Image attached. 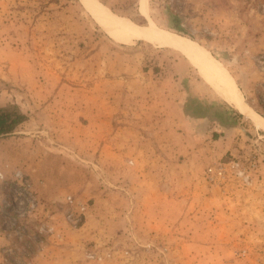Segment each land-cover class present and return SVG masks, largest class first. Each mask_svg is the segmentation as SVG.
Segmentation results:
<instances>
[{
    "label": "rangeland",
    "instance_id": "1",
    "mask_svg": "<svg viewBox=\"0 0 264 264\" xmlns=\"http://www.w3.org/2000/svg\"><path fill=\"white\" fill-rule=\"evenodd\" d=\"M97 1L138 26L150 21L161 30L189 36L230 74L242 100L264 120V0H145L143 13L140 0ZM177 95L197 112L206 111L207 102L215 103L221 128L189 138L180 134L183 129L163 132L169 126L160 120L155 123L160 131L150 136L154 147L147 152L144 141L140 152L193 164V183L187 185L200 193L193 204L208 208V227L223 224L218 236L207 227L205 236H215L217 242L222 234L223 242L203 248L198 264H264V131L212 91L182 54L144 41L117 43L80 0H0V107L15 106L27 117L12 135L0 137V172L7 179L21 172L27 184L21 189L10 183L1 190L10 204L0 205V238L6 244L0 264H31L40 252L51 255V247H62L64 258L74 264H104L120 255H137L138 264H196L180 258L202 249L180 246L179 238L187 236L179 235L184 233L179 226L190 224L180 215L186 206L180 197L169 198L172 192L162 182H152L150 194L166 191V200L162 195L139 202L143 212L155 203L156 214L137 215L130 223L140 226L150 219L160 229L168 226L170 243L155 238V247L122 249L116 244L122 162L127 161L129 169L123 171L131 179L129 162L138 153L132 144L138 134L131 128L139 120L144 124L148 114L150 119L173 117L168 103ZM163 144H171V151ZM188 153L194 154L191 159ZM234 160L246 167L254 163L247 170L249 185L232 175L223 188L206 182L208 166ZM132 182V190L149 184ZM187 185L174 183V195ZM169 209L173 214L164 213ZM213 210L222 211L219 218ZM190 225L188 237L195 236ZM87 231L99 236L93 240ZM105 235L114 242H103ZM89 253L101 262L86 259ZM212 254L220 256L218 262L211 261Z\"/></svg>",
    "mask_w": 264,
    "mask_h": 264
},
{
    "label": "crops",
    "instance_id": "2",
    "mask_svg": "<svg viewBox=\"0 0 264 264\" xmlns=\"http://www.w3.org/2000/svg\"><path fill=\"white\" fill-rule=\"evenodd\" d=\"M202 100L203 99H200L197 102L201 103V105L203 106ZM198 103H196V105H198ZM190 105L191 104L187 100H184L181 98V96L177 95L176 97L171 98L170 103H168V108L175 110V114L173 117L171 116L169 118L168 116H164L165 118L159 119L156 116H152V118L150 119V114H148L146 116V121L144 124H141L143 120H139L137 124L133 126V128H131L134 133L138 134L137 135L138 137H136L137 141L134 140L132 142V144L134 145V148L138 150V153L136 152L135 154H137V157H135L133 161L129 162V164H131L130 166L133 167L132 169H134L132 170L131 179H129L126 172L123 171V170L127 171V168H128L127 161L122 162V174H121V180L119 182L120 188L121 190H123L122 192H119V194L121 195L120 197L122 201V206H121V209H119L118 211L119 219H121L120 221L121 226L119 230L117 231L118 239L116 240V244H119V247L122 249L136 248L138 246H143V245L145 246L153 245L155 247V242H156L155 238H159L161 240L160 243H163V244H166L169 242V240L171 239V233L169 232L167 228L168 226H165L163 227V229H160L161 226L160 225L156 226L157 223L155 221L151 224L150 219L147 221V224H142L140 226L134 223H130V219H134L137 215H140V214L155 215L156 214L155 212L156 208L154 207L155 203L149 204V209L146 211L147 212L146 213V212H143L144 209H142L139 206V202L142 201L143 198H149L151 200L155 198L159 199V198H162V195H164L165 200H166L167 198L166 191L168 190L169 191L171 190L172 192V194L169 195V198L170 197L171 198L180 197L182 201L184 202V203L183 202L181 203L185 205L186 207H184L183 209L180 208L181 210L180 215L184 214V216L188 218L186 221V224L190 223L191 225L190 224L189 225L192 230V233L195 232V236L188 237V234L190 233L189 225H183V226L180 225L179 233H182V232L184 233L179 234V235L187 236L185 239L179 238L180 246H182L183 244V246L185 245L186 247L189 245H192V246H196L197 248H202V249H197V253L193 257H189V256H186L185 253H181L180 258H183V257L190 258V261L192 263L193 261H195L196 264H198V261L202 259L201 257H204L203 248L212 249V247L220 246V243L223 242L222 240H220L222 237V234L217 238L218 239L217 242L214 239L215 236L212 238L205 236V232H207V227L209 224L205 222L206 218H204V215H207L208 212L206 213V211H208L207 210L208 208L207 207L203 208L196 201H194V204H193V198L198 200L199 198L198 195H200V193L198 194L196 187L194 190H192L191 189L192 187H190L191 185L189 186L187 185L190 182L193 183L192 175L189 172L190 171L193 172L194 167L192 166L193 164L188 163L191 161L187 160V162L185 163L173 164L172 162H168L166 160H160L156 158V155H153V159H151V157L148 156L147 154V152H149L150 149L153 148L155 145L152 141L153 138L150 136H153L154 133L155 134L157 133V129L159 128H158V125H155V123L159 124L158 122L160 120H162L163 122L164 121L168 122L169 129L166 127L163 130V132L167 129L169 130V133H174L175 132L174 129H181V130L183 129V132L180 134H185L189 138L193 136L201 137L203 134L208 133V132H210L212 135L213 133H216L215 131H218V130H215L216 126H217L216 129L221 128L222 120L220 118H217L214 115V108L216 109L215 112L218 113L217 115L221 114V112L219 114V107H216L215 103L211 102L209 104V102H207V105L209 106V108H206L205 109L206 111H204V108H203L202 112L195 111V109L192 108ZM189 106L190 108H188ZM201 109L202 108H200V110ZM139 118L142 119L141 117ZM154 120L155 122H153ZM165 122L163 123V125L166 126ZM139 128H142L144 132L140 131ZM197 128H199L198 135H196ZM121 131L123 132V130ZM159 131L160 129L158 130V132ZM234 131H237V130L234 129ZM144 141L147 146V152L141 153L140 149H143ZM35 144L40 145V143L37 140H35ZM163 146H165V149L167 148L166 150L171 151V144H168V147H166V145L164 144ZM183 148L186 149V146ZM192 153L191 154L188 153V156L194 155ZM143 156L145 157L143 158ZM191 158L192 156L189 157V159ZM177 167L180 168L179 170L180 175L177 174V170L179 169ZM173 172H175L177 175L173 174ZM177 180L178 181L180 180L181 183L183 182V184L187 185V186L182 187L183 191L181 190V195H179V193L177 192L174 195L175 192L173 191V188H174V183L178 182ZM126 181H128V187H126L127 186ZM131 181H133L135 184L136 183L140 184V182H142V185L144 182H148L149 184H145L141 187L139 186V188L138 186H135L133 187L134 190H132V187L129 188V185H131L130 184ZM155 181L157 183L162 182V184H164V186L166 187V191L164 193L158 192L157 196L150 194L152 191L151 184H153L152 182H155ZM209 203H211V199ZM130 205L132 207H130ZM207 205H208L207 203L204 204V206H207ZM215 211L213 210L211 214H214V213L216 214ZM164 213L173 214V212L170 209L165 211ZM221 213L222 211L217 212L216 217L219 218V215H221ZM222 226H223L222 223H215L213 224V227H210V226L208 227V231H212L211 232L212 234L216 233V236H218L219 235L218 230L222 231ZM214 231H217V232H214ZM97 236H99V234L96 232H93V231L86 232V237H90V238L92 237L93 240L96 239ZM107 236L108 235H105L106 238L105 240H103V242H109L110 240H112V237H107ZM140 236H142V239L140 238ZM144 237H147L146 238L147 240H143ZM149 240H151V242L147 243L146 241H149ZM110 242H114V241H110ZM113 244L114 243L110 244L108 247L112 246ZM4 245H6L4 243V240L0 238V250L2 249ZM43 248L45 249V247ZM60 249L63 250L62 247H51V255H48L47 253H44V252L42 253L40 252L39 255L34 257V261H32L31 264H74V261L67 262L68 259L64 258V255H62V252L60 251ZM212 258L213 260L211 261L218 262L220 256L218 254H212ZM71 260H73V258ZM79 260L80 262L81 261L83 262V259L81 257L79 258ZM110 260L106 261L104 264H138L140 259H139V256L137 255H129V256L120 255L119 257H115L111 261Z\"/></svg>",
    "mask_w": 264,
    "mask_h": 264
},
{
    "label": "bare ground",
    "instance_id": "3",
    "mask_svg": "<svg viewBox=\"0 0 264 264\" xmlns=\"http://www.w3.org/2000/svg\"><path fill=\"white\" fill-rule=\"evenodd\" d=\"M80 1L95 23L117 43L132 45L136 41H144L182 54L212 91L264 131V120L242 100L229 74L206 50L187 38L157 28L150 21L146 26H138L111 14L95 0ZM144 3L145 0H140L139 11L142 13L145 12Z\"/></svg>",
    "mask_w": 264,
    "mask_h": 264
},
{
    "label": "built area",
    "instance_id": "4",
    "mask_svg": "<svg viewBox=\"0 0 264 264\" xmlns=\"http://www.w3.org/2000/svg\"><path fill=\"white\" fill-rule=\"evenodd\" d=\"M249 166H241L239 161H228V162H218L211 166H208L204 173V178L206 182L212 186H215L217 188H223L227 181L229 180V177L236 178L239 180L243 185H249L251 182L250 176L247 172L249 168L254 167V163L249 162ZM10 183L19 186L21 189H24L27 184L26 180L21 174V172H15L11 179H7L1 172H0V205H2L3 208H8L10 204V197L9 195L3 196L1 194L2 188L8 186ZM68 203L71 204L72 200L68 198ZM81 210H84V207L81 208ZM71 216L69 215L68 218ZM79 218L77 219V221ZM76 224V221H74ZM86 259L90 261H96V263H100L102 258L97 256L96 254H86Z\"/></svg>",
    "mask_w": 264,
    "mask_h": 264
},
{
    "label": "trees",
    "instance_id": "5",
    "mask_svg": "<svg viewBox=\"0 0 264 264\" xmlns=\"http://www.w3.org/2000/svg\"><path fill=\"white\" fill-rule=\"evenodd\" d=\"M175 21L177 27L179 20L175 19ZM188 38L191 39L189 36ZM25 121L27 117L17 107L11 105L0 107V137L12 135L16 128Z\"/></svg>",
    "mask_w": 264,
    "mask_h": 264
},
{
    "label": "water",
    "instance_id": "6",
    "mask_svg": "<svg viewBox=\"0 0 264 264\" xmlns=\"http://www.w3.org/2000/svg\"><path fill=\"white\" fill-rule=\"evenodd\" d=\"M97 1V0H96ZM98 2V1H97ZM99 4H101V3H99ZM102 5V4H101ZM104 6V5H103ZM105 7V6H104ZM106 8V7H105ZM109 10V9H108ZM109 12H111L110 10H109ZM112 13V12H111ZM113 14V13H112ZM116 17H118L117 15H115ZM120 18H122V17H120ZM126 20H128V19H126ZM129 21V20H128ZM131 22V21H130ZM211 56V55H210ZM224 69V68H223ZM225 70V69H224ZM226 71V70H225ZM227 72V71H226ZM228 73V72H227ZM229 74V73H228ZM230 75V74H229ZM232 78V77H231ZM232 80H233V78H232ZM234 82V81H233ZM235 84V83H234ZM235 87H236V85H235ZM236 89L238 90V88L236 87ZM238 93H239V90H238ZM239 95H240V93H239ZM241 96V95H240ZM242 98V97H241Z\"/></svg>",
    "mask_w": 264,
    "mask_h": 264
}]
</instances>
